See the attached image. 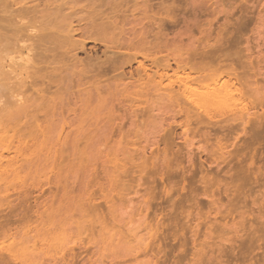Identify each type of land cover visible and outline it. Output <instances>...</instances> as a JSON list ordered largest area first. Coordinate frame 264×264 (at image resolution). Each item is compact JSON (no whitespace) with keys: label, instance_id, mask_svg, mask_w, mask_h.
Listing matches in <instances>:
<instances>
[{"label":"rangeland","instance_id":"obj_1","mask_svg":"<svg viewBox=\"0 0 264 264\" xmlns=\"http://www.w3.org/2000/svg\"><path fill=\"white\" fill-rule=\"evenodd\" d=\"M178 2H180L181 5ZM178 2H177L178 4L177 5L175 4V5L177 6V9H179V11H181V12H179V14H177L178 15L177 19L179 20V23H177L178 25H176L173 29L171 28L172 30L169 29L170 33L168 32V30L166 33L168 34L167 38L169 39V41L174 40V38L178 32L180 34H183V35H182L181 39L179 38V40H178V38L177 39L175 38L177 41L174 42V44L171 43L170 45H168L167 52H166V54H164L165 58L167 57L166 61L171 63L172 69L169 70V72H168L169 74L166 76L167 78L164 79L163 84H165V86L167 88L171 87V88L178 89L179 85L188 76V72H190L187 70L182 71V69L181 70L177 69L176 65L174 64V62L176 61L175 59H177V60L182 59L183 60V59L189 57L190 56L189 53L192 54V52L196 48L199 47V49H200L201 46H204L208 42H209V44L214 45L213 43H215V40L217 39L218 36H219L218 39L221 38V41L225 38L226 39L224 41H226V40L229 41V39H230V43L232 45L231 44H229L230 46L228 45L229 46V57H230L231 61H233L234 63L237 64L238 67L243 65L242 67L247 68L246 73L249 74V75H247V76H249L248 80L247 81L243 80L245 82L241 81V83H234L229 78H226L227 76H224V78H223V76H217V78L219 77L218 79L213 77V79L208 78V79H205L206 81L203 80V82H204L203 84L201 83L202 81H200V83L197 82L198 84H196V83L192 84V82H191L190 83L191 86L189 85V88L187 89L188 91L186 90V92H185V95H187L186 98L188 96L189 97L191 96L190 98L198 97V94L200 92L205 93V91H207V92L209 91L211 93V91L215 90L214 87L215 88L217 87L215 91H217V89L220 90V88H221V89H223L224 92H229V93L233 92L234 93V95H233L234 99L231 98V99H233V100H231L232 102H230L231 104L228 103L226 106L224 105L223 107L222 106L219 107V109H218V107H217V109H216V107H214V108L211 107L212 108V110H210L211 113L214 114L213 116H216L215 121L220 120V122L222 119H223L222 122H224L227 118H229V116H233L234 113H237L242 108L248 109V107H249V110H250V108L255 107L254 108L255 112H257V111H258V113L262 112V108L264 107V98H263V96H261L262 94L261 95H259V94H260V89H262V87H264V84H263V82H264V79H263L264 78V75H263L264 74V0H186V1L185 0H181V1L179 0ZM194 2H195V4H194ZM184 4H186V5H184ZM196 9H197V11H195ZM197 14H198V16H197ZM194 16H197L198 18L194 17ZM195 21L196 22L198 21V22L196 23ZM192 22L197 25L196 27H194L195 29L190 27ZM241 24L245 25L246 27L245 26H242V27L239 26ZM225 25L231 31L233 30L232 31L233 33L231 31H229L228 28L225 27ZM224 29L226 31L228 30V32H226ZM235 29L236 30L238 29V31H236ZM223 30H224V32H222ZM188 31H189V33H188ZM221 32L224 34H222ZM237 32H239V33H237ZM210 33H212L211 35L213 37L210 35ZM228 33L231 34L232 41L230 38L231 36H230V34L228 35ZM236 35H237V38H235ZM239 35H240V37H239ZM208 38H209V40H208ZM180 40H181V42H179ZM178 42L180 44H178ZM237 42H239V44ZM93 45H94L93 43H90L87 46L88 52L93 53L95 51ZM20 46H21V44L18 43L17 41H11L9 43L2 42V44L0 43V79L1 78L3 79V77H4L3 80L5 82L6 76L7 77L10 76L11 79H10V77H8L9 79L6 78L7 82H5L8 84V86H11V84H13V85L16 84L17 80L15 81V79L17 77L21 78V76H20L21 67H19L20 65H17L18 63H21L20 62L21 60H19L18 59L19 57H17L18 55L15 54V51H17ZM228 46H226V47L228 48ZM101 50H103V48ZM99 54H101V53H99ZM169 54L171 56H169ZM80 55H81V57L79 56V58H82V59L87 56L85 53L80 54ZM15 57L17 58L16 60H15ZM13 62H17V63L15 64ZM239 64H240V66H239ZM135 66L136 65H134V67ZM244 70H245V68H244ZM18 73H20V74L18 75ZM194 74L195 73H192L191 75L193 76ZM194 76H196V74ZM250 77H253V78L250 79ZM214 78H215V80H214ZM12 79H14V80H12ZM210 79L212 81H208ZM1 80H0V82H2ZM249 80L250 81L252 80L251 82H254V83L252 84ZM14 81H15V83H14ZM180 81H182V82L180 83ZM224 81H225V84H224ZM8 82H11V83H8ZM228 82H230V83H228ZM19 83H20V81L18 80L17 84H19ZM249 83H251L252 85H250ZM105 84H106V86L107 85L109 86L108 81ZM168 84H169V86H167ZM224 85H226V86H224ZM219 86H220V88H218ZM250 86L251 87L253 86V88H250ZM122 88H123V86L121 85L118 89L121 90ZM256 88H257V90H256ZM104 89L106 90L107 87L103 88V91H105ZM249 89H252V92ZM202 90H204V91H202ZM246 90H249L250 92L249 91H247L249 93L244 92ZM151 91H153V92H151V93L149 92L150 94L148 95V97L150 98V102H147L148 104L150 103L149 105H151V106L154 105L151 108L149 107V110L150 109H153V110H150V111L148 110V115L150 114L149 116H151V117H149V116L147 117V115H146V117L142 116V118L138 117L139 118L138 122L135 120L138 118H134V119H132V121L129 118L126 119L124 121L125 123L123 122V124H124L123 130H125L124 132L129 131V133L127 135L126 134L127 132H126L125 133L126 136H124L125 134L121 135L124 137L116 136V137H113L111 140H108V141L106 139L104 140L102 137H98L96 139L94 138V140H93V139H89V138L84 137V136H80L81 139L79 137L77 139H80V140H77L75 142L72 139L71 140L62 139L61 141H58L54 138H51V139H49V138L48 139H43V138H40V139L39 138L38 139L37 138L36 139L35 138L34 139L29 138L28 139V138H26L25 140L22 141L21 140V118H17V121H16V118H13L12 120L11 119L8 120V122H7V118L5 117V110H7L9 106L14 105V104L16 105L18 103L20 105L21 102H20L19 96L17 97L18 93L16 94L13 91V94H16V95L11 97V94H12L11 91H7L3 87L1 89V87H0V126H1L0 127V129H1L0 130V152H1L0 153V174L2 175V173H1L2 169L1 168L5 169L6 171H10V172L14 171L18 168H19V170H21L19 172L20 174L18 173L19 175L16 174V176H15V174L13 175L12 173H10V177L6 176V175H3V176L0 175V210H3L4 212L5 211L6 212L7 211L14 212L15 208H16V210L19 209V205H21L20 202H22V200L24 199L23 197H25L26 194L30 193L31 195L28 198H29V202L31 204V208L33 210H39V212L41 213V215H40L41 217L40 216H34L33 219H35V220L30 222V223H14L15 224V225L13 224L14 227H16V225L18 227V230L15 231L16 233L14 232L13 234H11L10 236H8L6 238H4V237L0 238V254L3 253V255L6 254L8 256H14L15 261H14V258H13V260H11L12 262L9 260L11 262V264H67V262L70 263V261H69L70 257H73V256H75L74 263H75V261H77L78 264L79 263L80 264H136V263L137 264L138 263L139 264H152L153 259L151 256H153L152 254H154V253H151V251L149 252L148 250H147L148 252L146 251V253H145V249H143V248H145V245H147L148 243L149 244L152 243L153 239H154V242L152 244L156 243L159 240V238L164 237L165 235L170 236L171 234L172 235L169 237L171 239H169L166 236L167 237L166 242L165 241L163 242L165 244L164 248L166 247V249H168V247H169V249L172 252L174 251L173 253H175L178 256L183 255L185 253L184 254L185 261H184V259L181 260L182 264H186L188 261L191 262V263L188 262V264H192V263H194L193 261L200 260L198 256H195V258H193L192 256L196 255L193 253H200V254L205 255V252L207 253L206 256L200 255L203 258L200 261H196V262H198V264H200L201 262H202L201 264H204V263L206 264V262H208L209 264H214V263L218 264V262L220 264L221 263L227 264L228 259H229L228 264L229 263L230 264H262V263L264 264V259H263L264 258V241H263L264 240L263 239L264 238V221H263L264 220V216H263L264 212H262V213L260 212V211H264V208H263L264 207V200H263L264 199V195H263L264 180H262L260 178L261 180L260 179L258 180V182H259L258 184L256 183L257 181L254 180L255 175L259 174V173H257L258 172L257 167L258 166L260 167V165H262V161L260 159H258L259 161H257V166H256L257 171H256V173H254L255 174L254 176L248 175V173L246 172L247 169H245V168H248L247 166L249 165L248 159L245 160V158H247L246 154H249V153H246V154L243 153L244 155L242 153H241V155H240V153H237V154H239V156H242L241 159L243 162H241L240 164H238L236 159H233L234 153H232L233 155L231 153L226 154L227 156L225 155V157H229V155H232V158L230 157L229 160L227 159V161L224 162V158L222 157V154L227 153L229 150L232 151L231 150L232 147H230V144H229V143H231L230 140H225L229 144V147H230V148L227 147L229 149V150H227L226 146H228V144H226V146H224L225 141H224V143H222L223 147L225 148L224 149V148H218L217 146L214 147V145H216V144H213V143H216L215 138H212V139H210V141H207L206 138L204 139V137L201 136L202 133L201 134L200 133L194 134V133L189 132L185 135L183 129H181L180 126H178V125H180V123H179L180 117L176 118L177 119L176 123L174 122L175 121L174 118H172L173 116L176 115L177 110L175 111V109L174 108L172 109V107L161 108V105H159L161 102L159 100V94L155 90H151ZM154 91H155V94H153L154 95L153 96L152 93H154ZM253 91L257 94L253 93ZM257 91L259 92V94ZM105 92H104V95L107 96V93H105ZM239 92H244L245 94L243 96H241L242 94L240 95ZM74 93L75 92H73V94ZM156 93H157V95H156ZM207 94H209V93H207ZM250 94L253 98L250 97L249 98L250 100L248 101L247 97ZM231 95H232V93H231ZM245 95H246V97L244 98ZM253 95L256 97L259 96V98L261 97L260 99L263 101V104L260 105L259 101H261V100H259V98H256L259 102V103H257V105H259V106H257V105L253 106L252 101L255 98ZM67 96H68L67 97L68 99L67 98L66 99L68 101H71V102L73 101V99L75 97L74 95H71V94L70 95L67 94ZM148 97L146 98L147 101H149ZM157 97H158V99H157ZM20 98H21V96H20ZM67 100L65 101V104H67L66 103V102H68ZM234 100H235V102H233ZM16 101H19V102H16ZM108 102H109L108 104L111 103L110 100ZM12 103H14V104H12ZM101 103H103V102H101ZM81 104H89V105L93 104L94 106H96V108H97V106L102 107V108L99 109V107H98L97 110L99 109L98 110L99 112H96L95 114L93 113L89 116H85L84 118H82V120L80 122L79 121H76V122L72 121L71 122V120L67 119V116L59 118L58 124L54 126V130H59L62 127H64L66 130L74 129V128L77 129V128L81 127V130L87 131V129H90V128L91 129L92 128L97 129L98 128L97 126H99V125L103 126L104 123H105V125L103 127H106L107 126L106 122H108L110 124L109 115L110 114L112 115L111 111L113 109L117 111L116 115L123 113L121 111V110H123L122 107H120L117 104H114L115 106H113L112 103L110 105H107V101H105L103 103L104 106L100 103H98V105H97L95 101L90 102V100L83 101L82 103H79L78 105H81ZM248 104H250L252 107L249 106ZM105 105H106V107H105ZM145 105H146V107L149 106L146 103H145ZM230 105H232L234 107V110H233V107ZM107 106H108V108H107ZM228 106L232 107V108H229ZM241 106H242V108H241ZM114 110H113V112H115ZM254 110H250L249 113H254ZM174 112H176V113L174 114ZM203 112H204V110H203ZM65 120H66V123H65ZM133 121L135 123L136 122L137 123L132 124ZM96 123H97V125H95ZM98 123H99V125H98ZM138 123L140 124V126ZM93 125H95L96 127ZM134 125H136V126H134ZM193 125H192V127H195V124H193ZM83 126H84V128H83ZM89 126H90V128H89ZM138 126H139L140 130L138 129ZM136 127H137V129H136ZM170 128L173 130V131H171L172 132L171 135L174 136V139L172 137L171 140H173L174 148H176V146H177L176 149L170 148V146H168L167 143L165 144L166 141L163 142L162 137L165 136V134L168 137V134L166 132L170 131V130H168ZM174 129H175V131H174ZM239 129L240 130H238L237 133L238 134L241 133L240 134L241 135L240 136L241 137L240 142H243L245 137L242 135L243 133H242L241 128H239ZM203 130H205V129H203ZM177 131H178V135H180V136L175 135V134H177L176 133ZM128 136H129V138H127ZM234 136H236V134ZM170 138H171V136H170ZM18 139L21 140V142H22L21 143V150H20L21 152L14 150V151L5 153L4 152L5 148L10 144L12 145L13 143L18 144V142H19ZM89 140H90V142H89ZM160 141L163 143H161ZM210 142H211V146H210ZM115 143H117V144L115 145ZM15 144H13V145H15ZM70 146L71 147L75 146V147L69 148ZM85 146L88 148L86 149ZM188 146H190V148L193 151L190 148H188ZM212 146H213V148H212ZM53 147L55 149L57 147L58 150H60L61 147L62 148L64 147V149L66 148V152H68V153H57V151H56L57 149L53 150ZM77 147L80 150H78ZM166 147H169V149ZM204 147H206V148H204ZM67 148L70 149V153H69V151H67ZM74 148L77 150H75ZM184 148H185V150L186 149L187 150L184 151ZM203 148L208 149L209 153H203V151H202ZM71 149H72V151H71ZM154 149H155V152H154ZM188 149H190V150H188ZM52 150L55 151L56 153H53ZM114 150H115V152H114ZM146 150H147V152H146ZM178 150H180V152ZM187 151H190V152L192 151V152L187 153ZM128 153L130 154V157L133 153L137 154L138 156L133 154L134 157L132 156V159H131L129 156H127ZM154 154L156 155V157ZM139 156H141V160H140ZM126 157L128 159H126ZM150 157H152V158H150ZM137 159H139V160H137ZM132 160L135 161L136 163L133 162ZM143 160H147L144 162H147L148 164H145L143 162ZM232 160L234 161V163ZM156 161H157V163H156ZM228 161L229 162L231 161V165L226 164ZM235 161L237 162L236 164H235ZM153 162H154V164H153ZM121 163L124 165L125 168L123 167V165ZM139 163H140V165H139ZM211 163H213V164L211 165ZM232 163H233V165H232ZM119 164H121L122 167H120L121 165L117 166ZM128 164H129V166H125ZM149 164L151 166H149ZM218 164L221 165L220 167H218L219 169L217 168ZM234 164L239 165V166H235L236 169H234ZM145 165L150 167V168L147 167L149 171L147 169H144L146 172H144L142 170V167H144ZM116 166L120 167L121 169L122 168H124V169L128 168L129 169L131 166H133L135 168L131 167V169H134V170H132L130 172L129 170H131V169H129L128 170L129 172H127V174L122 173L124 175L123 176L121 174L120 168L119 169L117 168V170H116V172L119 170L118 172H120V173L115 174V169H116L115 167ZM226 166H228V167L230 166V167L228 168ZM231 166H233V167H231ZM243 166L244 167L246 166V167L244 168ZM237 167H239V168H237ZM139 168L144 173L141 171L138 173L134 172L135 170L138 171ZM145 168H146V166H145ZM111 169H112V171H114L113 173L111 172ZM222 169H224L223 171L226 172L225 174L223 173V171H221ZM237 169H238V172L240 169L241 172H239V173L245 174V175H243V177H245V179L241 178L243 180V181L241 180V182H243L242 184H241V182L239 183L240 179H238L242 175L240 174V176H239L238 172H236ZM106 170L108 172L110 170V172L112 173L111 174L109 172L111 174V176L112 175L116 176L118 174L119 175L121 174L124 178H126L127 176H130L129 173L132 174L134 172V174L130 176V178L134 182L132 183V180H130L131 181L130 183H132L131 184L132 186H133V184H135V185L133 186V188L131 185H129V183H128V185L131 187L125 185V184H127V182H129L128 181L129 179L125 180L122 178V176H121V178L118 177L119 175L117 176V180H116L115 176H114V180H112L113 176L112 177L110 176L111 178L107 177L108 178L107 179L106 174H108V173L106 172ZM234 170H235V172H233ZM228 171L229 172L232 171V172H230L231 174L228 173ZM242 171H244V172H242ZM150 172H153V173H150ZM162 172L163 173L165 172L164 173L165 176ZM140 173H141V175H140ZM94 174L97 175V177H99V178H97L98 182L97 181L90 182L92 184L91 185L89 183V179L91 178V175H94ZM147 174L148 175L151 174L152 176L151 175L148 176ZM167 174H169V176ZM233 174H235V176ZM134 176L135 177L136 176H139V177L142 176L143 179L141 177L140 178L136 177L137 179H135ZM236 176L238 178H236ZM104 177H105V179H102ZM170 177H172V180L170 179ZM119 178L121 180L122 179L125 180V181H122V184H124L125 182L126 183L124 185H122L121 187L118 185L117 187H120V188H117L115 186L118 184V183H116V181L119 182V180H120ZM127 178H129V177H127ZM231 178H232V180H231ZM247 178L249 179L248 180L249 183L246 180ZM139 179H141V181L137 182ZM234 179H236V181L238 179V182H235ZM220 180H221V182H220ZM108 181L112 184H110ZM136 182L138 183V185ZM158 182H159V184H158ZM262 182H263V184H262ZM87 183H89L87 185L88 189H87V186L85 185ZM113 183H114V185H113ZM227 183H228V185H227ZM234 183H236V185ZM245 183H247V184H245ZM251 183H252V185H251ZM120 184H121V182H120ZM230 184H231V188H230ZM240 184L242 187L240 186ZM243 184H244V186H243ZM248 184L251 185V188H249L250 186ZM84 185L86 187H84ZM105 185H106V187H105ZM89 186H90V189H89ZM91 186H93L92 189L95 192L94 191L92 192ZM123 186H125V187L127 186L130 189L132 188L131 193H130V189L127 187L125 188L126 190H122ZM173 186H175V187H173ZM233 186H235L237 188L236 189H235V187L232 188ZM239 186L241 188H239ZM253 186H256V187H253ZM71 187H73L74 189ZM79 187H81L80 188L81 190L79 189ZM100 187L102 188L103 193H105L107 191L105 193V195L106 196L109 195V199L112 201L111 203L116 205V207H117V202L119 205L121 203V205L118 208H116V210H114V213H112V216L111 215H109L110 217L106 216L109 219L102 216V214L105 210L104 208H102L103 207L102 203H103V201H105V195H102L103 193H102V191H100L101 190ZM103 187H104V189H103ZM206 187L209 188L210 191L206 190L207 189ZM110 188H112V189H110ZM210 188L213 189V191ZM107 189H109L110 191ZM260 189H261V191H260ZM86 190H88L89 193L91 192L90 195L95 193L94 194L96 196V197L94 196L95 199H94V197L88 198L86 195H89V193ZM112 190H114V191L111 192ZM169 190H171V191H169ZM123 191H125V193H123ZM126 191L128 194L126 193ZM206 191L209 193H207ZM226 191L227 192L231 191L230 194L228 192L230 198H231V194H232V197L234 196L233 198L229 199L230 201L228 200L229 196H228ZM166 192L168 195L166 194ZM210 192H211V196H213V194H214V197L208 196V195H210ZM72 193H74V195ZM32 194H33V196H32ZM113 194L116 196H114ZM125 194H127V195H125ZM55 195H57V196H55ZM111 195H113L115 198L112 199L111 197H113V196H111ZM262 195H263V198H262ZM237 196H238V199L239 198L240 199L242 198V199L241 200L239 199L238 201L237 200L234 201V203L236 202V204H232L233 208H232V206L229 207L231 205L230 203L233 202L231 200L232 199L234 200L235 197L237 199ZM239 196H241V197H239ZM97 197L99 198L100 201L97 200L98 199ZM122 197H123V199H122ZM64 198H65V200H64ZM154 198L156 200H154ZM209 198L210 199L214 198V199L210 200ZM256 198H257V201H256ZM88 199H90V201L92 200L91 205H93L92 202L94 199L96 201V203L100 204V209L103 210V212L101 211L102 213L100 212L101 215H100V217L98 215L97 219H95V217H97V215H95V217L92 216L93 213H95V212H92V215H91L92 217L89 218L90 213H91V211L89 209L90 207H87L88 205H86L87 203H85L87 201L89 202ZM184 199H185V201H184ZM171 200H173V202H171ZM182 200L186 204H184V202ZM95 201L93 203L96 205ZM210 201H216V203L218 202L217 203L218 210L213 208V204ZM219 201L221 202V204ZM252 201H253V203L257 202V205L255 204L256 205L255 206L252 203ZM147 202L150 203L149 205H151V207L153 208L154 211H156L157 214H159V215L161 214L163 216L166 214L165 217L167 219H165V217H164L165 222H167V223L168 222L169 223L176 222L178 224L176 225L175 223H173L172 224L173 226H171V224H169L171 227L169 226L170 228L169 227L166 228L167 227L166 226L165 229L163 230L164 233H161V234L159 233V235L158 234L154 235L153 234L154 231H152V230L154 229L156 222L154 221V219H152V216L154 217L153 213L150 214L151 215V216H149L150 218L146 217V219L148 221L146 219H144L143 216L140 217V215L142 214L140 212L143 210V208L146 204L148 205ZM151 203L152 204L155 203L154 206ZM161 203L164 205H162ZM180 203L181 204L183 203L184 206H182L183 204L180 205ZM99 204H97V205H99ZM126 204H127V206H126ZM101 205H102V207H101ZM156 205H158L159 208ZM185 205H187L186 206L187 209L185 208ZM12 206H15V207L13 208ZM89 206H90V204H89ZM142 206H143V208H141ZM180 206L184 207L185 210L182 209ZM219 206H221V207H219ZM139 208H141L142 210ZM171 208L172 209L174 208L173 209L174 215L176 213L177 216L175 215V217H174L172 215L173 211ZM229 208L230 209L232 208L234 213ZM259 208H260V211H259ZM261 208H263V209H261ZM139 210H140V212H139ZM191 210H192V212H191ZM215 211L216 212L219 211V214H217L218 212L216 213ZM221 211H223V214L221 213ZM226 211L227 212L229 211V214H230L229 216L226 215L227 214ZM9 212H7V213H9ZM230 212H232L233 214H231ZM96 213L98 214L99 212H96ZM183 213H184V215H183ZM187 213H188V215L191 216V218H189L190 216H188ZM224 213H226V214H224ZM113 214H114V216H113ZM137 214H139V215H137ZM261 214H263V215H261ZM167 215H168V217H167ZM182 215L185 218H183ZM187 216H188V218H187L188 220L186 219ZM260 216H261V218H260ZM194 217H196V218H194ZM105 218L107 220H109V222L108 221L104 222L103 220H106ZM141 218H143V219L141 220ZM182 218L184 220H186V222L183 220L185 223H183ZM99 219H100V221H99ZM101 219H102V221H101ZM110 219H112V220H110ZM189 219L191 220V222ZM258 219H260V220H258ZM261 219H263V220H261ZM215 220L216 221L218 220V221L215 222ZM178 221L182 222V223H179ZM188 221L190 222V224H188L189 223ZM249 221H250V223H249ZM251 221H252V223H251ZM103 222L105 223L104 226H103V224H104ZM106 223H108V224L106 225ZM150 223H151V225H150ZM92 224L94 226L93 229L90 227V226H92ZM179 224H183V226L181 225V227H184L183 231H181V232H179L182 229L179 226ZM191 224H193V225H191ZM250 225H252V226H250ZM192 226H193V228H192ZM209 226H212V228L211 227L209 228ZM252 227H254V228H252ZM150 228H152V230H150ZM249 228H251V229L249 230ZM171 229H174L175 231L171 230ZM191 229H195V230H193L194 234L192 233ZM261 229L263 230L262 232H261ZM252 230L255 232H253ZM195 231H196V233H195ZM256 231H258V234L256 233ZM151 233H152V235H151ZM251 233H252V236H254V241H255V239L257 240V242L255 241V244L253 243L254 241H253V237L251 236ZM260 233L263 235H261ZM174 236H175L176 240L179 239V241H176L174 238L173 239L175 241L174 242L172 240V238ZM155 238H156V241H155ZM181 238H183V239H181ZM190 238H193V239H190ZM245 238H246V240H244ZM163 239L164 238H162V240ZM259 239L261 242L259 241ZM149 240H150V242L147 243L146 241H149ZM245 241H246V243H245ZM158 242L160 243L161 241L159 240ZM169 242H170V244H169ZM181 242L182 243L184 242V245H186V249H184L185 246H184V248L182 247ZM187 242H189V243H187ZM176 243H178V245H176ZM141 244H144V245L141 246ZM156 244H158V243H156ZM251 245H253V247ZM174 246L176 247V249ZM251 247L255 250V251L253 250V253L251 252V250H252ZM182 248L184 249L183 254L181 251ZM188 249L190 252L186 251ZM243 249H246V251ZM248 249L249 250L251 249V250L249 251ZM199 250H201L202 253L199 252ZM212 250H213V252L214 251L215 252L213 253ZM239 250L240 251L242 250L243 252L241 251V254H240ZM155 251H156V249H155ZM220 251L223 252V258L224 259L222 258L221 260L220 259L218 260L220 254H221ZM179 252H181V253H179ZM224 252H227V253H224ZM254 252L257 253V254H255V256H253ZM234 253H235V255H234ZM190 254H191V256H190ZM230 254L231 255L233 254V255L229 256ZM70 255H73V256H70ZM249 255H252V256H249ZM240 256L244 257V258L242 257L244 262H242L243 260ZM64 257H66V259H64ZM77 257H79V259ZM214 257L216 260L214 259ZM216 257H218V258H216ZM255 257H256V260L258 258L257 261H255ZM261 257H263V258H261ZM260 258H261V260H260ZM206 259H207V261L204 262V260H206ZM176 260H178V258ZM168 261H170V262H168ZM168 261H167V264H171V263L176 264V262L173 263L172 260H168ZM77 262H76V264H77Z\"/></svg>","mask_w":264,"mask_h":264},{"label":"bare ground","instance_id":"obj_2","mask_svg":"<svg viewBox=\"0 0 264 264\" xmlns=\"http://www.w3.org/2000/svg\"><path fill=\"white\" fill-rule=\"evenodd\" d=\"M178 1L179 0H0V43L2 44V42L9 43L11 41H17L18 43L21 44V46L18 48V50L15 51V54H17L18 55L17 57H19L18 59L21 60L20 61L21 63L17 64V65H20L19 67H21V74L18 73V75L20 74L21 78L17 77L18 79L17 78L15 79V81L17 80L16 84H14V85L11 84V86H8V84L5 83V82H7L6 78H8L10 76H8V77L6 76L5 82L3 80L4 77H3V79L1 78L2 80L0 79L2 81V82H0L1 89L3 87L5 90L11 91V93H12L11 97L18 93L17 97L19 96V99L21 102L20 105H19V103L16 105L14 103H12L14 105L9 106L8 109L5 110V117L7 118V122L10 119L12 120L13 118H16V121H17V118H21V140L23 141L26 138H28V139L29 138H33V139L34 138L35 139L36 138L37 139L38 138L39 139L40 138H43V139L54 138L58 141H61L62 139H64V140H71L72 139L75 142V141L81 139L80 136H84V137H87V138L93 139V140H94V138L96 139L98 137H102L104 140L106 139L108 141V140H111L113 137H116V136L119 137L122 134L124 135L126 132H127L126 134L128 135L129 131L124 132L125 130H123V128H124L123 122L128 118L131 119V121H132V119H134V118H138V117L142 118V116L146 117V115L148 117L150 115V114L148 115L149 107L151 108L152 106H154V105L151 106V105H149L150 103L149 104L147 103V102H150V98L148 97V95L151 92H153L151 90H155L159 94V100L161 101L159 105H161V108L172 107V109L174 108L175 111L177 110V113L174 112V114L176 113V115L173 116L172 118H174L175 121L174 120L173 121L176 123V121H177L176 118L180 117V122H179L180 125H178V126H180V128L183 129L185 135L189 132L194 133V134L195 133L196 134L202 133L201 136H203L204 139L206 138L207 141H210V139L215 138L216 143H213V144H216V145H214V147L217 146L218 148H224L222 143H224L225 140H230L231 143H229V144H230V147H232L231 148L232 151H230L227 148V147H229V144L225 141L224 146H226V144H228V146H226V148L229 151L227 153L222 154V157L224 158V162H226L227 159L229 160L230 157L232 158V155H233L232 153H234L233 159H236L238 164H240L241 162H243L241 159L242 156H239V154H237V153H240V155H241V153L242 154L243 153H245V154L249 153V154H246L247 158H245V160L248 159V162H249V165L248 166L246 165L248 168H245L246 166L245 167L243 166V167L245 169H247L246 172L248 173V175H253V176L255 175L254 173H256L257 168H258L257 173H259V174L255 175V177H254V180L257 181L256 182L257 184L259 183L258 180L260 178L262 180H264V107L262 108V112L258 113V111L255 112V110H254L255 107L253 108L250 104H248L249 106H251L253 108V109L250 108V110H254V113H249L250 112L249 107H248V109L247 108L243 109L241 106L242 109L240 108L241 109L240 111L237 110L238 111L237 113H234L233 116H229V118H227L224 122H222L223 119L221 118L222 120L220 122V120L215 121L216 116H213L214 114L211 113V111H210V110H212L211 107H213V108L216 107V109L218 107V109H219V107H221V106L223 107L224 105L226 106L228 103L232 102L231 100L234 99V97H233L234 93L233 92H231L232 93V95H231V93H229V92H224L223 89H221L219 86L218 88H220V90L217 89V91H215L217 87L216 88L214 87L215 90L211 91V93L213 92L212 94L209 91L208 92L205 91V93L200 92L198 94V97H194V98H190L191 96L190 97L188 96L186 98L187 95H185V92L189 88V85L191 82H192V84H194V83L198 84V83H200V81H202L201 83L203 84L204 83L203 80L206 81L205 79H208V78L213 79V77L217 78V76H223V78H224V76H227L226 78H229L234 83H241V81H243V80H245V81L248 80L249 76H247V75H249V74L246 73L247 68L242 67L243 65L240 66V64H239L240 67H238L237 64L234 63L233 61H231V59L229 57V46H230L229 44H231L229 38H228L229 41L228 40L224 41L226 38L223 39L224 38L223 37L222 38L223 40L221 41V38L218 39L219 38V36H218L217 39L215 40V43H213L214 45L209 44V42H208L204 46H201L200 49L197 46L198 48H196L192 52V54L189 53V55H190L189 57H187L183 60L182 59L181 60L175 59L176 61L175 62L173 61V62L176 65L177 69H180V70L182 69V71L187 70L190 72H188V76L185 78V80L184 81L182 80L183 82L180 81V83L181 82L182 83L180 85L178 84L179 85L178 89L171 88V87L167 88L165 86V84H163L164 79L167 78L166 76L169 74L168 73L169 70L172 69L171 63L166 61L167 57L165 58L164 54H166V52H167L168 45H170L171 43L174 44V42L177 41L176 39L177 38H178V40H179V38L181 39V37L183 35V34H180L178 32L179 34L177 33L175 36L176 39L174 38V40L169 41V39L167 38L168 34L166 33L167 30L169 32V29H171V28L173 29L176 25H178L177 23H179V20L177 19V16H178L177 14H179V12H181V11H179V9H177V6H176L178 3L180 4V2H178ZM194 4H195V2H194ZM184 5H186V4H184ZM195 11H197V9ZM198 14H197V16H198ZM197 16H194V17H197ZM196 26L197 25L192 22L190 27L195 29L194 27H196ZM239 26L242 27L245 25L241 24ZM225 27H226V25H225ZM226 28H228V27H226ZM224 30L222 32H224ZM228 30L231 31L229 28H228ZM228 30L227 31L225 30V31L228 32ZM189 31H188V33H189ZM236 31H238V29ZM230 33H228V35ZM237 33H239V32H237ZM211 34L212 33H210V35ZM222 34H224V33H222ZM230 36H231V34H230ZM239 37H240V35H239ZM230 38L232 41V36ZM235 38H237V35ZM208 40H209V38H208ZM179 42H181V40ZM179 42H178V44H180ZM90 43L94 44L93 47H94L95 51L93 53L88 52L87 46ZM237 43L239 44V42H237ZM226 46H228V48ZM102 48H103V50H101ZM84 53L87 56L85 55L86 57H84L83 59L79 58V56L81 57L80 54H84ZM99 53H101V54H99ZM169 56H171V55L169 54ZM16 59L17 58L15 57V60ZM13 63L16 64L17 62H13ZM134 65H136V66L134 67ZM244 68H245V70H244ZM192 73H195L196 76H194L195 74L192 76L191 75ZM215 78H214V80H215ZM251 78H253V77H250V79ZM10 79H11V77H10ZM211 79L208 81H212ZM12 80H14V79H12ZM18 80L20 81L19 84H17ZM15 81H14V83H15ZM107 81L109 83V86L108 85L106 86V84H105V83H107ZM245 81H243V82H245ZM230 82H228V83H230ZM8 83H11V82H8ZM251 83L253 84L254 82H251ZM251 83H249V84L252 85ZM224 84H225V81H224ZM263 84H264V82H263ZM121 85L123 86V88L121 90H119L118 88ZM167 86H169V84ZM224 86H226V85H224ZM105 87H107V89H108V90L104 89L106 92L103 91V88H105ZM250 88H253V86L252 87L250 86ZM249 90L252 92V89H249ZM249 90H246L244 92H247ZM256 90H257V88H256ZM13 91L16 94H13ZM155 91H154V93H152V95L155 94ZM202 91H204V90H202ZM73 92H75V93L73 94ZM104 92L107 93V96L104 95ZM244 92H239V93H240V95L242 94L241 96H243L245 94ZM249 92H247V93H249ZM157 93H156V95H157ZM207 93H209V94H207ZM253 93H255V92L253 91ZM67 94L68 95L71 94V95L75 96L72 102L67 100L68 99ZM255 94H257V93H255ZM258 94H259V92H258ZM259 95L263 96V98H264V87H262V89H260ZM20 96H21V98H20ZM147 97L149 98V101H147V99H146ZM245 97H246V95L244 96V98ZM250 97H252L251 94L248 95V97H247L248 101L250 100L249 99ZM254 97L255 98L252 101L253 106H256L257 103H259V102H260L259 103L260 105L263 104V101L260 99L261 97L260 98H259V96L258 97L254 96ZM231 98H233V99H231ZM256 98H259V100H261V101L258 102V100ZM157 99H158V97H157ZM66 100L68 101V102H66L67 104H65ZM88 100H90V102L95 101L97 105H98V103L103 105V103L105 101H107V105H110L112 103V105L115 106L114 104H117L120 107H122L123 110H121V111L123 113H121V114L118 113L119 115H116L117 111L113 109L115 112H113V110H112L111 111L112 115L110 114L111 115L110 116L108 114L109 119H110V124L108 122H106L107 126L103 127L105 125V123L103 126L99 125V123H98V125L100 127L97 126L98 127L97 129H93V128L91 129L89 126V128L92 131L90 129H87V131H83V130H81V127L77 128V129L74 128L75 130L74 129L66 130L64 127H62L59 130H54V126L58 124L59 118L67 116V119L71 120V122L72 121H74V122L79 121L80 122L82 120V118H84L85 116H89L93 113L95 114L96 112H99L98 110L102 107L97 106V108L99 107V109L97 110L96 106H94L93 104L78 105L79 103H82L83 101H88ZM109 100L111 102L110 104H108ZM16 102H19V101H16ZM101 102H103V103H101ZM233 102H235V100ZM145 103L149 106L146 107ZM230 106H232V105H230ZM257 106H259V105H257ZM105 107H106V105H105ZM232 107H229V108H232ZM107 108H108V106H107ZM150 110H153V109H150ZM203 110H204V112H203ZM233 110H234V107H233ZM149 117H151V116H149ZM139 118L135 119V120L138 122ZM65 123H66V120H65ZM134 123L135 122L133 121L132 124H134ZM193 124H195V127H192ZM95 125H97V123ZM95 125H93V126H95ZM134 126H136V125H134ZM139 126H140V124H139ZM139 126H138V129H139ZM83 128H84V126H83ZM171 128L168 129L170 131L166 132L168 134L169 138L167 137L166 134L162 138H163V142L166 141L165 144L167 143V145L173 149L174 143H173V140H171V139H172V137L174 139V136L171 135L172 134L171 131H173ZM239 128H241L242 133H243L242 135L245 137L243 142H240V140H241L240 134L241 133L240 132H239L240 134L237 133V131L240 130ZM136 129H137V127H136ZM203 129H205V130H203ZM174 131H175V129H174ZM176 133L177 134H175V135H178V131ZM126 134L124 136H126ZM235 134H236V136H234ZM124 136H121V137H124ZM170 136H171V138H170ZM178 136H180V135H178ZM79 137H80V139H77ZM127 138H129V136ZM21 140H19V142L17 141L18 144L13 143L15 145L10 144L6 148L4 147L5 148L4 152L8 153V152H11L14 150L19 152L21 150V143H22ZM89 142H90V140H89ZM163 142H161V143H163ZM116 144L117 143H115V145ZM210 146H211V142H210ZM73 147H75V146H73ZM73 147L70 146L69 148H73ZM206 147H204V148H206ZM69 148H67V151H69V153H70ZM87 148L88 147H86V149ZM166 148L169 149V147H166ZM176 148H177V146H176ZM176 148H174V149H176ZM188 148H190V146H188ZM204 148L202 150L203 153H209L208 149H204ZM212 148H213V146H212ZM54 149L55 148L53 147V150ZM56 149L55 150L57 151V153H68V152H66V148L64 149V147L63 148L61 147L60 150H58L57 147H56ZM77 149H78V147H77ZM77 149H75V150H77ZM190 149H188V150H190ZM78 150H80V149H78ZM186 150L184 148V151H186ZM71 151H72V149H71ZM178 151L180 152V150H178ZM114 152H115V150H114ZM146 152H147V150H146ZM154 152H155V149H154ZM191 152L187 151V153H191ZM53 153H56V152L53 151ZM230 153L232 155H229V157H225L226 154H230ZM133 154H135V153H133ZM133 154L130 157V154L128 153L127 156H129L132 159V156L134 157ZM135 155L138 156L137 154H135ZM155 157H156V155H155ZM139 158L141 160V156H139ZM150 158H152V157H150ZM126 159H128V158L126 157ZM258 159H260L262 161V165H260V167L258 166L256 168L257 161H259ZM137 160H139V159H137ZM144 161H147V160H143V162ZM133 162H135V161H133ZM237 162L235 161V164ZM144 163L148 164L147 162H144ZM156 163H157V161H156ZM233 163H234V161H233ZM233 163H232V165H233ZM121 164H119L117 166H120ZM153 164H154V162H153ZM212 164L213 163H211V165ZM226 164L231 165V161L230 162L228 161ZM235 164H234V169H236L235 166H239V165H235ZM122 165L120 167H122ZM139 165H140V163H139ZM117 166L115 167L116 168L115 174L120 173V172H118L119 170L116 172L117 168L118 169L120 168ZM125 166H129V164L125 165ZM145 166H146V168H145ZM145 166L142 167V170L144 172H146L144 169L148 170V168H150L147 165H145ZM149 166H151V165L149 164ZM220 166L221 165L218 164L217 168ZM123 167H124V165H123ZM131 167H133V166H131ZM131 167L129 169H131ZM226 167H228V166H226ZM231 167H233V166H231ZM124 168H122V169L120 168L121 174L122 173L127 174V172H129V171L131 172L132 170H134V169L129 170L128 168L124 169ZM133 168H135V167H133ZM140 168L138 171L135 170L134 172H137V173L140 171L143 172ZM237 168H239V167H237ZM1 169H2L1 170L2 175L1 174L0 175L1 176L6 175L9 177H10V173H12L13 175L15 174V176H16V174L19 175L20 174L19 172L21 171V170H19V168L14 170V171H11V172L6 171L3 168H1ZM240 169H239V172H241ZM223 170L224 169H222L221 171H223ZM106 172L108 173V174H106V178L107 177L111 178L113 176V175L111 176V174L114 172V171H112V169H111L112 173L109 170V172L111 174L107 170H106ZM134 172L132 174L129 173L130 176L133 175ZM230 172H232V171H230ZM230 172L228 171V173H230ZM233 172H235V170ZM236 172H238V169L236 170ZM239 172H238L239 176H240V174L242 176L239 178L236 176V178L240 179L239 180V183H240L243 178L245 179V177H243V175H245V174L239 173ZM242 172H244V171H242ZM150 173H153V172H150ZM223 173L225 174L226 172L223 171ZM121 174L120 175L118 174L119 176L114 175L116 180H117V176L121 178V176L123 175V174L122 175ZM140 175H141V173H140ZM149 175H151V174H149ZM167 175L169 176V174H167ZM233 175L235 176V174H233ZM114 176H113L112 180H114ZM123 176H122L123 179H125V180L129 179L128 180L129 182H127V184H125L126 182L124 183L125 185L129 186L134 182L130 178V176H127V177H129V178L126 177L127 179L124 178ZM164 176H165V174H164ZM136 177H139V176H136ZM136 177H135V179H137ZM140 177L142 178V176H140ZM172 177H170L171 180H172ZM97 178H99V177H97V175H95V174L91 175V178L89 179V183L95 182V181L98 182ZM102 179H105V177ZM123 179L122 180L120 179L121 181L119 180V182H117L115 180L116 183H118L117 185L115 184L116 185L115 187H117L118 185L120 187L122 185H124V184H122V181H125ZM238 179H237V181H236V179H234V181L238 182ZM130 180H132V183H130L131 182ZM231 180H232V178H231ZM246 180L248 182L249 179L247 178ZM139 181H141V179H139L137 182H139ZM120 182H121V184H120ZM220 182H221V180H220ZM89 183H87L85 185L87 186ZM114 183H113V185H114ZM128 183H129V185H128ZM242 183L243 182H241V184ZM252 183H251V185H252ZM110 184H112V183H110ZM158 184H159V182H158ZM234 184L236 185V183H234ZM241 184H240V186H241ZM245 184H247V183H245ZM262 184H263V182H262ZM85 185H84V187H86ZM134 185L135 184H133V186ZM137 185H138V183H137ZM227 185H228V183H227ZM248 185L250 186L249 188H251V185L250 184H248ZM131 186H129V187H131ZM133 186H132V188H133ZM240 186H239V188L242 187V186L241 187ZM243 186H244V184H243ZM81 187H79V189ZM92 187L93 186H91V189H92ZM105 187H106V185H105ZM120 187H117V188H120ZM126 187L123 186L122 190H126L125 189ZM129 187H127V188H129ZM173 187H175V186H173ZM234 187L235 186H233L232 188H234ZM253 187H256V186H253ZM71 188H73V187H71ZM230 188H231V184H230ZM236 188L237 187H235V189ZM87 189H88V186H87ZM89 189H90V186H89ZM100 189H101L100 191H102V193H103V190L101 187H100ZM103 189H104V187H103ZM110 189H112V188H110ZM131 189H130V193H131ZM107 190H109V189H107ZM206 190H209V188H207ZM211 190L213 191V189H211ZM86 191L88 192V190H86ZM93 191L94 190L92 189V192ZM113 191L114 190H112L111 192H113ZM169 191H171V190H169ZM260 191H261V189H260ZM228 192H227V194H228ZM90 193H89V195H86L88 198L95 196L94 195L95 193L92 195H90ZM105 193H103L102 195H105ZM123 193H125V191H123ZM126 193H127V191H126ZM207 193H209V192H207ZM230 193H231V191L229 192V194ZM72 194L74 195V193H72ZM127 194H125V195H127ZM166 194H167V192H166ZM229 194H228V196H229ZM30 195L31 194L28 193L25 195V197H23L24 201L22 200V202H20L21 205H19V209L16 210V208H15L14 212L10 211L11 212L10 213L9 211H7V212H9V213H7L5 211L6 212L5 213L3 210H0V238L1 237L6 238L18 230L17 225H16V227H14V225H15L14 223H30V222L35 220V219H33L34 216H40L41 215L39 210H33L31 208V204H30L29 198H28ZM113 195H111V196H113ZM263 195H264V192H263ZM263 195H262V198H263ZM32 196H33V194H32ZM55 196H57V195H55ZM114 196H116V195H114ZM114 196L111 198L112 199L115 198ZM208 196H211V192H210V195H208ZM95 197H94V199H95ZM211 197H214V194ZM233 197L231 194V198H233ZM239 197H241V196H239ZM155 198H154V200H156ZM231 198L229 196L228 200ZM90 199H88L89 202L88 201L85 202V203H87L86 205H88L87 207H90L89 209H90L91 213H90L89 218H91L92 216L95 217V215H97V217H95V219H97L98 215L100 217L103 210L100 209V204L96 203V201L94 199H93V202L95 201L96 205L93 202H92L93 205H91L92 200L90 201ZM122 199H123V197H122ZM239 199H238V196H237V199H236V197L234 200L232 199L231 201H233V202L232 203L229 202L231 204L229 207L232 206V208H233L232 204H236V202L234 203V201H236V200L238 201ZM64 200H65V198H64ZM97 200L100 201L99 198ZM184 201H185V199H184ZM256 201H257V198H256ZM111 202L112 201L109 199V195H107V196L105 195V201H103V203L105 205L101 202L103 205V207H102V205H101V207L105 209L103 214H102L103 217H106V216L110 217L109 215L112 216V213H114V210H116V208H118L121 205V203L119 205L117 202V207H116V205H114ZM171 202H173V200H171ZM210 202L213 204V208L218 210V207H217L218 202L217 203H216V201H210ZM88 203L90 204V206ZM252 203H253V201H252ZM97 204H99V205H97ZM149 204L150 203H148V205L146 204L144 206V208L142 206L141 208H143V210L141 208H139L142 210L141 212L139 210V212L143 214V215L141 214L140 217L143 216L144 219H146V217L150 218L149 217V216H151L150 214L153 213L154 217L152 216V219H154V221L156 222V225H155L153 230H152L153 227L150 228V230L154 231V233L152 232L154 235L155 234L159 235V233L160 234L164 233L163 230L165 229L166 226H167L166 228H168L170 226L169 224H171V226H173L172 225L173 223H175L176 225L178 224L176 222H173V223L165 222L164 220L167 219L165 217L166 214L164 216L161 214L160 215L157 214L156 211H154L153 208L151 207V205H149ZM154 204H152V205L154 206ZM182 204L180 203V205H182ZM184 204H186V203L184 202ZM184 204L182 206H184ZM220 204H221V202H220ZM253 204L257 205V202L253 203ZM162 205H164V204H162ZM126 206H127V204H126ZM156 206L158 207V205H156ZM182 206H180V207L182 209H184V207H182ZM186 206L187 205H185V208H186ZM12 207L14 208L15 206H12ZM219 207H221V206H219ZM232 208L231 209L229 208V209L231 211H233ZM263 208H261V209H263ZM173 209H172V211H173ZM229 211L228 212L226 211L227 214L226 213H224V214L229 216L230 215ZM259 211H260V208H259ZM92 212H95V213H93V215H92ZM96 212H99V213L101 212V213L97 214ZM191 212H192V210H191ZM217 212L216 213L219 214V211H217ZM260 212L262 213L264 211H260ZM188 213H187V215H188ZM221 213L223 214V211H221ZM230 213L233 214L234 211H233V213L232 212H230ZM137 215H139V214H137ZM172 215L174 217H175V215L177 216L176 213L174 215V211H173ZM183 215H184V213H183ZM183 215H182V217H183ZM261 215H263V214H261ZM113 216H114V214H113ZM188 216H190V215H188ZM188 216L186 217V219L188 218ZM108 217H106V218H108ZM164 217H165V219H164ZM167 217H168V215H167ZM183 218H185V217H183ZM183 218H182V221L184 220ZM189 218H191V216ZM194 218H196V217H194ZM260 218H261V216H260ZM102 219H101V221H102ZM142 219L143 218H141V220ZM110 220H112V219H110ZM258 220H260V219H258ZM261 220H263V219H261ZM99 221H100V219H99ZM103 221L109 222V220H107V219L103 220ZM184 221L186 222V220H184ZM184 221H183V223H185ZM217 221L215 220V222H217ZM190 222H191V220H190ZM190 222L188 224H190ZM179 223H182V222H179ZM249 223H250V221H249ZM251 223H252V221H251ZM107 224L108 223H106V225ZM104 225H105V223L103 224V226ZM150 225H151V223H150ZM181 225L183 226V224H179L180 227H181ZM191 225H193V224H191ZM250 226H252V225H250ZM90 227L93 229L94 228L93 224ZM210 227L212 228V226H209V228ZM181 228H180L181 230L179 232L183 231V229H184V227H181ZM192 228H193V226H192ZM252 228H254V227H252ZM250 229L251 228H249V230ZM262 229H261V232L263 231ZM171 230H174V229H171ZM193 230H195V229H191L192 233H193ZM253 232H255V231H253ZM152 233H151V235H152ZM195 233H196V231H195ZM256 233L258 234V231H256ZM261 235H263V234H261ZM166 236L167 235L159 238V240L161 241L160 243L158 242L159 240L157 239L158 241L156 243H158V244H156V243L152 244L154 242V239H153V242L150 244L148 243V242H150V240L146 241L148 244L145 245V248H143V249H145V253L147 250L149 252L151 251V253H154V254H152L153 256H151L153 259L152 264H167L168 260H172L173 263L176 262V264H182L181 260H183L185 258L184 257L185 253L183 254V252H184V249H186V245H184V242L183 243L181 242L182 247L184 248V246H185V248L184 249L182 248V250H181L183 255L178 256L175 253H173L174 251L172 252L169 249V247H168L169 250L166 249V247L164 248L165 244L163 242L164 241L166 242V238L170 237L169 235L167 237ZM251 236H252V233H251ZM252 237H253V241H254V236H252ZM162 238H164V239L162 240ZM174 238H175V236L172 238V240ZM193 238H190V239H193ZM169 239H171V238H169ZM181 239H183V238H181ZM175 240H176V238H175ZM244 240H246V238ZM155 241H156V238H155ZM176 241H179V239ZM255 241L257 242L256 239H255ZM255 241L253 242L254 244H255ZM259 241H260V239H259ZM187 243H189V242H187ZM245 243H246V241H245ZM169 244H170V242H169ZM142 245H144V244H141V246ZM176 245H178V243H176ZM253 245H251V246L253 247ZM155 249H156V251H155ZM175 249H176V247H175ZM243 250L246 251V249H243ZM253 250L254 249L252 248V250H251L252 253H253ZM186 251H189V249ZM241 251H240V254H241ZM199 252H201V250H199ZM212 252H213V250H212ZM179 253H181V252H179ZM220 253L221 254H220L219 258L216 257V258H218V260L219 259L221 260L223 258V252L220 251ZM224 253H227V252H224ZM235 253H234V255H235ZM193 254H196V255L192 256L193 258H195V256H198L200 260L203 258L200 256L203 254H200V253H193ZM206 254L207 253L205 252V255H203V256H206ZM255 254H257V253L254 252V255L253 254L252 255L255 256ZM232 255L230 254L229 256H232ZM252 255H249V256H252ZM70 256H73V255H70ZM190 256H191V254H190ZM13 258H14V256H8L6 254L3 255V253H1L0 254V264H11V262H12L11 260H13ZM74 258H75V256L70 257V260H69L70 263L67 262L68 261L67 260L66 261L67 264H76L77 261H75V263H74V260H75ZM77 258L79 259V257H77ZM177 258H178V260H176ZM243 258H242V260H243ZM261 258H263V257H261ZM261 258H260V260H261ZM64 259H66V257H64ZM214 259H215V257H214ZM200 260H196V261H200ZM257 260H258V258H257ZM257 260L255 257V261H257ZM14 261H15V258H14ZM184 261H185V259H184ZM196 261H193L194 263H192V264H198V262H196ZM205 261H207V259L204 260V262ZM227 261L229 262V259ZM168 262H170V261H168ZM188 262L186 264H188ZM228 262H227V264H228ZM242 262H244V260ZM189 263H191V262H189ZM207 263L208 262H206V264ZM77 264H78V262H77ZM218 264H220V263L218 262ZM221 264H223V263H221ZM224 264H226V263H224Z\"/></svg>","mask_w":264,"mask_h":264}]
</instances>
